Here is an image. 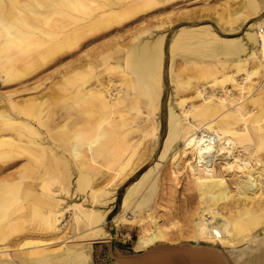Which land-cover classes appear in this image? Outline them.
<instances>
[{
  "label": "bare ground",
  "instance_id": "6f19581e",
  "mask_svg": "<svg viewBox=\"0 0 264 264\" xmlns=\"http://www.w3.org/2000/svg\"><path fill=\"white\" fill-rule=\"evenodd\" d=\"M167 1L0 0V78L7 82L27 76L52 61L56 52ZM232 13L233 18L241 19L240 24H247L241 35H231L238 26L218 35L208 25L180 27L172 34L167 44L170 78L176 49H181V58L199 71L217 62L222 67L234 66L236 73L243 71V76L236 79L232 73L219 79V95L206 94L194 86L190 102L194 99L200 102H192L187 108L179 109L189 98L176 103L173 90L170 91L165 104L162 150L125 188L111 230L106 227V220L115 206L116 192L90 186L95 178L108 173L111 180L124 181L137 165L131 163L135 155H139L138 163L140 156L147 154L149 159L155 152L162 120L164 35L139 38L116 64H107L104 68L107 73L96 75L93 84H85L86 80L72 90L73 104L83 106L89 114L85 127L64 126L66 123L57 127L62 135L59 139L67 137L66 147L48 139L54 137L47 128L54 118L48 110L42 111L45 100L36 97L17 100L9 95L10 109H0V241L15 222L26 217L27 210L39 214L42 229L48 234H59L61 218L68 209L73 217L75 239L115 237L117 225L135 222V211H141L151 200L157 189L160 165L167 152L181 140L182 149L174 153L169 173L176 177L187 172L201 204L191 220L192 234L188 236L218 244L230 264H264V233L256 230L264 221V86L255 89L246 86V82L251 84L253 75L264 72V3L242 0ZM114 75L117 81L112 78ZM225 81L230 82V89ZM188 84L189 81H179L176 87ZM233 89L238 90L237 99L231 93ZM42 128L46 130L45 136ZM6 130H12L13 134H5ZM140 145L143 150L137 151ZM22 156L25 162L19 169L3 174L10 167L5 163ZM52 164L60 165L66 175L60 177L56 189L50 187L51 177L45 178ZM74 170L77 175L74 192L85 193L86 187L90 189L82 202L64 207L58 195L69 191ZM28 172L37 173L32 179L39 181L37 186L24 183L22 193L33 191L32 201L24 203L26 199L20 200L22 193L18 196L16 191ZM141 221H136L140 233L133 249L151 252L115 256L118 264H226L207 247L184 246L182 251L169 253L172 250L165 248L173 240L169 228L151 216L150 226H141ZM58 237L69 244L48 249L49 242L29 239L22 244L26 245V254L17 256L18 260L13 259L15 256L9 258L7 246L0 245V264H88V246L75 243L70 236Z\"/></svg>",
  "mask_w": 264,
  "mask_h": 264
},
{
  "label": "rangeland",
  "instance_id": "374dc122",
  "mask_svg": "<svg viewBox=\"0 0 264 264\" xmlns=\"http://www.w3.org/2000/svg\"><path fill=\"white\" fill-rule=\"evenodd\" d=\"M241 1L242 0H169L142 14H135L115 24L112 28L100 30V32L94 35H88L80 44L56 52L52 61L40 65L34 72L27 76L7 82H3L2 78H0V109H10L8 103L9 95L17 100H20L21 97H36L38 100H45L46 105L43 104L41 106L42 111L48 110L54 118L53 122L47 126V128H50L54 137H48V139L50 143H52L54 139L57 140L56 142L60 145L66 147L67 137L65 136L66 138H64V140L59 139L62 135L57 131V127L64 123H66L64 126L68 125V127L71 125L76 126V124L79 127H85L88 120H86L87 114H89V110H86L83 106L73 104L74 98L72 97V90L86 80L85 84H93L95 82V76L100 75L102 72H106L104 68L107 64H116L115 62L121 58L128 46L139 38L147 37L151 34L164 35L162 67L163 94L161 99L162 108L160 110L162 120L159 127V140L155 152L149 159L147 158V154L140 156V161L138 163L137 158L139 155H135L131 163L136 162L137 165L135 169L130 171V174L124 181L118 179L119 183L115 179L111 180V173H108L95 178L90 186L93 189L104 187L107 190H114L116 192L117 198L116 203H114L115 206L106 220V227L111 230L113 228L112 219L119 210L125 188L129 183L136 180L141 173L157 159L162 150L166 125L165 104L170 91L173 90L174 102L176 103L182 98H189L182 103V107H179V109L183 107L187 108L192 102H200L197 99L190 102V98L194 95V86L203 89V92L206 94L213 92L219 95L221 94V83L218 81L219 79L232 73L236 79H240L243 76V74H241L243 71L236 73L234 66L229 65L222 67L217 62L199 71L192 66V63L185 62L181 58V49H176L173 60L172 78H170L167 68L169 59L167 44L172 34L180 27L208 25L218 35H225L229 27L232 26L235 28L238 26L231 31L233 32L231 35H241L247 24H240L241 19L233 18L234 15H232L233 10L240 6ZM261 1L264 3V0ZM227 17H229V23L225 21ZM223 27H226L227 30H223ZM205 72H209V74L203 75ZM74 73L76 74L73 75ZM91 75H93V77H91ZM112 78L114 81L118 80L116 75ZM179 81H189V84L186 87H184V85L178 88L176 84ZM250 81L251 84L246 82L247 87L249 85H251L253 89L256 87H263L264 72L261 71L259 74L253 75ZM229 83V81L224 82L228 89L231 88ZM231 93L234 94L235 99H237L238 90L233 89ZM67 113L70 115L68 119ZM42 114H44V112H42ZM76 117L77 120H75ZM72 120L76 122L72 123ZM54 125H56V127ZM44 128L46 129V127ZM44 128L41 129L43 136H45L44 132L46 133ZM5 134L12 135L13 131L6 130ZM58 149L63 151V147H59ZM181 149L182 141L179 140L176 142L175 146L167 152V157L162 161L158 171L156 192L141 211H135V222L130 225H124L122 223L117 225L115 237L97 239L94 241L75 239L73 217L71 211L68 209L64 211L63 217L61 218L59 234H56L57 236L52 235L54 233L48 234L47 231L42 229L43 223L41 222L42 219H40L39 214L27 210L26 217L22 216L14 223L7 231L5 239L0 241V245L7 246L6 252L9 254V258L15 256L13 259L18 260L17 256H24L26 254V245L22 244L29 239L45 240L49 242L48 249H56L65 244H69L67 240L62 243L60 241L61 238L58 236L62 235L63 239L70 236L75 243H82L84 246H88L86 248L90 256L88 264H118L115 256H137L139 254H144V252L148 253L151 250L136 252L133 249L134 241L140 233V226L136 221L142 219L141 226L147 227L150 226L149 217L151 216L152 218H156L159 223L169 228V235H171L173 240L170 243L167 242V245L175 247L179 244L186 245L187 243L190 245L191 243L196 247L202 246L211 249H219L224 253L218 244L214 242H206L188 236L192 234L193 222L191 220L194 219L195 212L201 204L187 172L182 175L177 174L176 177L169 173L170 161L174 153H179ZM138 150H143L142 145L137 148V151ZM64 155L67 156L65 150ZM142 158L143 161L141 162ZM24 162L25 157L22 156L16 160L5 163L9 164L10 167L3 174L15 172ZM50 169L48 173L50 175L45 174V178L50 176L51 179L48 181L50 187L56 189L59 186L58 180H60V177L66 175L62 173L61 166L58 164H52ZM58 172L60 173L58 174ZM34 175L37 176L38 174H31L28 172L27 177L21 180L23 182L20 184L19 189L17 191L14 190V192H18V196L23 192L24 183H36L35 185H38L39 179L37 178L35 181L32 179ZM76 177V171L74 170L70 175L72 184L69 191L67 193L61 192L58 195L62 198V206L64 207H66V205L68 206L70 203L82 202L86 196V191L90 189V187H86L85 193L74 192ZM15 179H18V177ZM29 184H27V186H29ZM31 194H33L32 190H25L24 193H22L21 199H19L22 200L25 198L26 200H23L24 203L31 202ZM25 211L24 209L20 213L23 214L22 212ZM15 213L20 214L18 212ZM129 215H131L130 210L127 211V216ZM262 228H264V221L257 225L256 230L260 232L263 231L264 233V229L262 230ZM177 230H180L182 234H179ZM260 232L257 233L260 234ZM260 235H258V237H260ZM112 242L114 246H111ZM15 263L20 264L18 262ZM228 264H230V262H228Z\"/></svg>",
  "mask_w": 264,
  "mask_h": 264
},
{
  "label": "water",
  "instance_id": "95a60500",
  "mask_svg": "<svg viewBox=\"0 0 264 264\" xmlns=\"http://www.w3.org/2000/svg\"><path fill=\"white\" fill-rule=\"evenodd\" d=\"M111 246H114V243L112 242L111 243ZM184 246H189V247H192V248H198V249H202L203 247L202 246H200V247H196V246H192V245H189V244H186V245H183V244H179V245H177V246H175V247H172V246H166L165 248H167V249H171L172 251H169V253H173V251L174 252H176L175 250L177 249V250H179V249H181V251H182V249H184L185 247ZM209 250H212V251H214V252H216L217 254H219V257L221 258V259H223V261L226 263V264H228V262H227V259L225 258V256L223 255V253L219 250V249H214V248H209ZM149 252H151V250L149 251ZM148 252V253H149ZM178 252V251H177Z\"/></svg>",
  "mask_w": 264,
  "mask_h": 264
},
{
  "label": "built area",
  "instance_id": "2783aa9c",
  "mask_svg": "<svg viewBox=\"0 0 264 264\" xmlns=\"http://www.w3.org/2000/svg\"><path fill=\"white\" fill-rule=\"evenodd\" d=\"M262 30H264V26H263Z\"/></svg>",
  "mask_w": 264,
  "mask_h": 264
}]
</instances>
